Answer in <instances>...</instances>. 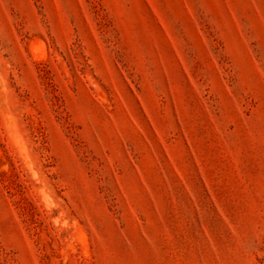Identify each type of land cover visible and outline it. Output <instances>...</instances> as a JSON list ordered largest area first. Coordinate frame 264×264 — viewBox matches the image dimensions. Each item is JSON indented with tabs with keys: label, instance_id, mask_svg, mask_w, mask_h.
<instances>
[{
	"label": "rangeland",
	"instance_id": "obj_1",
	"mask_svg": "<svg viewBox=\"0 0 264 264\" xmlns=\"http://www.w3.org/2000/svg\"><path fill=\"white\" fill-rule=\"evenodd\" d=\"M0 264H264V0H0Z\"/></svg>",
	"mask_w": 264,
	"mask_h": 264
}]
</instances>
